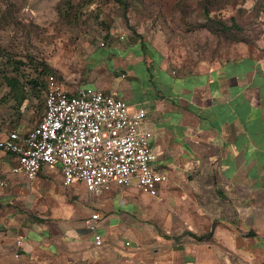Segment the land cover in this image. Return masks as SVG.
Returning a JSON list of instances; mask_svg holds the SVG:
<instances>
[{
    "label": "crops",
    "instance_id": "obj_1",
    "mask_svg": "<svg viewBox=\"0 0 264 264\" xmlns=\"http://www.w3.org/2000/svg\"><path fill=\"white\" fill-rule=\"evenodd\" d=\"M244 34L194 70L154 47L96 51L82 86L144 110L167 181L155 197L118 187L91 197L61 185L57 166L32 181L12 174L15 158L0 151V264H264V3Z\"/></svg>",
    "mask_w": 264,
    "mask_h": 264
},
{
    "label": "rangeland",
    "instance_id": "obj_2",
    "mask_svg": "<svg viewBox=\"0 0 264 264\" xmlns=\"http://www.w3.org/2000/svg\"><path fill=\"white\" fill-rule=\"evenodd\" d=\"M263 3L0 0V121L12 129L34 127L43 112L45 75L55 74L67 88L82 86L93 55L109 42L154 47L180 70L223 59L245 40L244 29Z\"/></svg>",
    "mask_w": 264,
    "mask_h": 264
},
{
    "label": "built area",
    "instance_id": "obj_3",
    "mask_svg": "<svg viewBox=\"0 0 264 264\" xmlns=\"http://www.w3.org/2000/svg\"><path fill=\"white\" fill-rule=\"evenodd\" d=\"M44 81L43 113L34 127L19 132L0 124V151L16 161L11 173L32 181L44 167L57 166L63 186L79 183L91 197H102L112 187L135 188L155 197L167 176L153 166V135L144 128V110L130 109L93 87L70 90L53 73ZM7 187L0 178V188ZM98 222V213H91L87 228L94 247L104 243ZM16 247H21L19 241Z\"/></svg>",
    "mask_w": 264,
    "mask_h": 264
},
{
    "label": "trees",
    "instance_id": "obj_4",
    "mask_svg": "<svg viewBox=\"0 0 264 264\" xmlns=\"http://www.w3.org/2000/svg\"><path fill=\"white\" fill-rule=\"evenodd\" d=\"M232 26H233V28H235V29H237V28H238V26H236V25H235V23H233V25H232ZM47 74H48V73H47Z\"/></svg>",
    "mask_w": 264,
    "mask_h": 264
}]
</instances>
